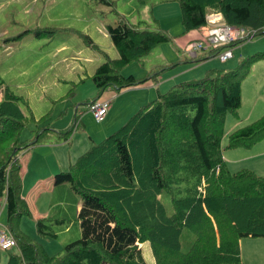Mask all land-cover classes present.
I'll use <instances>...</instances> for the list:
<instances>
[{
  "label": "trees",
  "instance_id": "trees-1",
  "mask_svg": "<svg viewBox=\"0 0 264 264\" xmlns=\"http://www.w3.org/2000/svg\"><path fill=\"white\" fill-rule=\"evenodd\" d=\"M163 1L180 4L187 32L200 31L208 26L211 14H220L227 26L253 32L254 38L264 35V0ZM107 33L120 57L108 58L97 68L93 76L97 96L87 105L110 89L122 92L148 81L157 84L161 72L175 66L161 67L142 78L126 77L125 67L142 61L171 38L162 30H141L126 20L108 26ZM249 40L213 48L209 54L217 57ZM202 61L195 57L186 62ZM259 61H264V52L240 61L231 71H209L204 78L178 84L167 93L158 88L156 100L93 145L67 171L55 175L56 187L69 185L82 200L77 215L82 236L56 255L21 230L23 218L33 219V214L23 197L19 157L36 146L47 129L34 130L32 140H23L29 123L37 121L21 110L19 97L4 98L0 102V200H6V223L18 249V253L5 251L7 264H147L140 246L145 242L151 244L157 264H244L241 241L264 239V177L248 169L232 173L222 139L228 114L238 116L242 107L243 80ZM77 124L78 120L65 135L72 134ZM262 141L264 115L232 131L227 150H251ZM163 194L172 198V214L162 202ZM47 220H36L42 235L49 234L44 231ZM186 230L193 235L187 250Z\"/></svg>",
  "mask_w": 264,
  "mask_h": 264
},
{
  "label": "rangeland",
  "instance_id": "rangeland-1",
  "mask_svg": "<svg viewBox=\"0 0 264 264\" xmlns=\"http://www.w3.org/2000/svg\"><path fill=\"white\" fill-rule=\"evenodd\" d=\"M122 20L141 30H162L171 38L169 43L154 48L142 61L125 67L122 71L124 75L133 73L137 78H141L147 74L146 72H155L172 64L175 66L162 71L157 84L148 81L152 86L147 89L133 88L135 89L133 92L128 91L131 89L126 90L128 92L121 102L122 107L119 111L121 115L125 113L124 115L128 117L117 124L115 123L119 118L114 119L109 130L118 127L115 131L104 134L107 116L98 124L87 103L97 96L93 82L97 68L108 58L116 60L120 57L118 49L107 33V27L116 26ZM199 42L210 46L209 41L199 30L189 32L185 30L178 2L0 0V98L6 100L8 95L19 97L18 104L25 115L28 117L34 115L35 119L44 115L37 123H29L22 139L34 138V134L30 132L32 124L45 126L49 124L66 132L75 125L74 115L78 116L76 118L78 124L72 134L65 135L64 132L58 138V135L53 133L40 138V144L67 142L64 149H58L54 154L53 152L46 154L39 150L40 148L23 153L24 155L21 153L24 166L33 170L35 165L40 170L42 165L50 166L51 162L54 172L59 174L67 171L70 165L93 145L112 135L142 107L156 100L159 95L157 88L160 87L162 93H167L178 84L204 78L209 71H231L237 68L240 61L264 52L263 35L228 49L233 51L234 57L225 63L220 60L221 54L211 58L209 50L198 52L199 58L204 61L193 64L186 62L192 58L187 51L188 45ZM103 94L99 98H102ZM116 105L117 103L113 104L114 107ZM255 108L257 112L251 115ZM263 115L264 61H259L251 65L248 75L243 80L242 107L238 111V116L229 113L226 118L222 139L224 158L230 133L255 122ZM105 127L107 130L109 126L105 124ZM46 160L48 164H45ZM230 163L234 165L233 162ZM238 169L239 165H234L230 171L237 173ZM41 186L45 194L40 202L43 209L47 208L45 217L48 219L45 223L48 228H44V231L49 234H40L36 220L28 217L23 218L21 230L34 243L43 246L49 254L56 255L82 236L77 219V208L82 200L70 190L69 185L61 188L52 184L49 186L46 182ZM46 196L44 204L43 198ZM161 198L167 212L172 214L174 208L171 196L163 194ZM2 209L0 220L4 224L7 220V204L4 199L0 200V210ZM55 219L66 221L57 224L54 222ZM186 234L188 236L184 235L183 240L185 250L193 241V235L188 230ZM140 246L146 263L157 264L151 244L145 242ZM240 247L244 264H264V239H244ZM15 252L18 253L17 248ZM7 261L8 255L1 251L0 264H7Z\"/></svg>",
  "mask_w": 264,
  "mask_h": 264
},
{
  "label": "crops",
  "instance_id": "crops-1",
  "mask_svg": "<svg viewBox=\"0 0 264 264\" xmlns=\"http://www.w3.org/2000/svg\"><path fill=\"white\" fill-rule=\"evenodd\" d=\"M233 57H234V54H233ZM197 58H199L198 54H197ZM146 73L148 74L149 72H146ZM131 75L135 76L136 74L132 73V74H128L125 76L127 77V76H131ZM146 75H144V76H146ZM144 76H142V77H144ZM151 86H152V84L148 83L147 85H144V86H141L138 88L147 89L148 87H151ZM138 88H135V89H138ZM135 89H131L128 91L133 92V90H135ZM159 89H160V87H159ZM128 91L125 90L122 92H118L116 90L110 89V90L104 92L102 98L98 99L100 101H111V108H110L108 115H107V118L105 119V122H104V129H103L104 134H107L108 132L116 130V128L118 126L111 128L109 130L110 124L113 122L114 119L119 118L115 124H117L119 122L122 123L123 121H125V119H127L128 115H124L125 113L123 115H121L119 110H121L120 109V107H122L121 102H122L124 96H126V94H127L126 92H128ZM1 101H2V99L0 98V102ZM115 103H117V105L114 107L113 104L115 105ZM254 112H257L256 108L254 109L253 112H251L252 114L251 113L250 114L253 115ZM61 116H63V115H61ZM42 117H40L39 119H41ZM77 117H78L77 115H74V120H76ZM39 119L37 117L36 121H38ZM75 123H76V121H75ZM80 123L82 124V122H80ZM105 124H107L109 126L107 130H106ZM32 126L33 127L30 131L31 133H32V131L34 132V130H37L39 128L47 129V131L41 133L43 135L42 137H44V136L47 137V136L52 135L54 133V134H57L58 138H59V136L62 135V133L65 131V130L60 131L59 128H56L55 126H52L49 124L47 126L40 125V124H32ZM32 134H34V133H32ZM66 140L67 141L69 140L68 137H66ZM65 143H67V142H65ZM65 143H58V142L57 143H54V142L43 143V144L38 143L36 146L26 150L23 153L26 154L27 152L34 150L35 148H40L39 150H43L46 154H49L50 152H53V154H54V152L56 150L64 149L66 146ZM225 154H226L225 159H226V163H227L229 170L232 166L239 165L240 169H238V171L243 170V169H248V170L253 171L257 175L264 177V141L258 143L251 150H242V149L226 150ZM21 155L19 157V160H20L21 165H22L21 175H22V180H23V197L27 201V203L30 207V210L32 211L33 219L38 220V219L46 218L45 216H46L47 208L43 209V207H42L43 205H41V202H40L42 199V196L45 194V192L41 188L42 187L41 185L46 183V182L49 184V186L51 184L54 185V175L55 174L57 175L58 173L54 172L55 170H53L54 168L51 167V162H50V166L49 165H42L40 167V170L35 165H34L33 170H30L28 167L24 166V164L22 162L23 157ZM230 162H233L234 165H231ZM45 164H48V160L45 161ZM31 187H33V188L30 190ZM61 188H63V187H61ZM26 192H27V194H26ZM51 192H52V190H51ZM45 198H47V196L43 198L44 204L46 201ZM48 209H50V208H48ZM79 210H80V205L77 208V214H78ZM50 211H51V209H50Z\"/></svg>",
  "mask_w": 264,
  "mask_h": 264
},
{
  "label": "built area",
  "instance_id": "built-area-1",
  "mask_svg": "<svg viewBox=\"0 0 264 264\" xmlns=\"http://www.w3.org/2000/svg\"><path fill=\"white\" fill-rule=\"evenodd\" d=\"M200 32L206 38L210 46L204 42L190 44L187 51L191 54L192 58L197 57L200 50H212L213 48L229 45L240 39L252 40L255 33L246 31L244 29L233 28L224 23L223 17L220 14H211L208 17V26L201 28ZM233 57L232 50H227L220 55L222 63L229 61ZM111 108L110 101H96L90 105V112L97 123L104 121ZM5 200V199H4ZM6 203V200H5ZM0 210V218L2 215ZM17 247V242L12 232L10 231L7 223H2L0 220V250L10 251Z\"/></svg>",
  "mask_w": 264,
  "mask_h": 264
}]
</instances>
